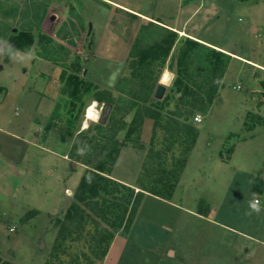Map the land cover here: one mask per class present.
Listing matches in <instances>:
<instances>
[{"label": "rangeland", "instance_id": "obj_1", "mask_svg": "<svg viewBox=\"0 0 264 264\" xmlns=\"http://www.w3.org/2000/svg\"><path fill=\"white\" fill-rule=\"evenodd\" d=\"M109 1L107 3L115 1L139 14L151 16L154 22H161L174 30L167 20V12L156 11L159 0ZM85 2L0 0V86L19 94L18 105L10 102L6 107L10 124L5 127L28 138L31 137L29 132L35 128L38 142L44 143L48 139L46 145L53 151L48 153L41 148L30 147L25 150L26 157L20 166L19 163L16 167L0 165L1 264L3 261L14 264H220L221 259L223 264H244L249 261L245 247L238 248L236 244L241 234L216 223L244 229L252 224L250 231L264 234V192L254 188L258 185L264 188V0H222L218 15L206 18L209 14L202 11L190 23L189 27H197L199 21L198 35L225 47L231 59L223 77L220 73L211 76L209 66L199 57L201 50H207L199 48V52H193V58L180 67L184 82L191 88L183 100L174 82L180 51L188 37L180 36L176 31L178 37L157 83L161 82L164 69L173 73L164 94V97H170L169 102L162 111L163 115L174 120L170 125L172 128L166 130L165 126H159L155 132L152 131L150 138L145 137L147 140L142 139V132L139 135L134 132L132 142L127 140L123 146L114 172L130 181L139 174L136 179L139 189L136 191L142 190L141 185L152 186L162 189L164 194L170 192V196L163 198L144 190L131 225L116 230L102 222L94 204L88 208L81 203L91 220L82 233L77 229L76 221L70 224L65 240L60 239L61 247L57 252L53 251L61 220L75 200V191L87 168L71 159L69 150L73 138L83 130L85 110L93 98L85 94L83 111L78 113L80 103L71 111V99L64 95L45 117L52 105L43 92H52L55 67L53 63L37 59L34 51H44L49 57L59 59L67 72L71 71V64L79 60L82 67L80 76L98 81L102 84L97 83L98 88L111 90L115 98L120 97L116 85L113 89L112 86H103L104 83L110 84L112 77H118L116 84L126 78L132 81L134 88L138 84V79L132 77L129 53H122L120 46L119 49L114 47L113 37L110 36L105 43L101 41V52H95L94 44L103 36L96 37L95 29L91 32L88 28V16H85L87 21L82 17ZM9 11L11 14L7 15ZM46 12L49 14L44 19ZM114 16L113 28L116 31L113 33L129 45L133 44L141 26L151 21L123 9ZM82 20L84 27H81ZM21 30H32L35 36L29 48H33L32 53L17 49L9 41L10 35ZM42 34L52 37L53 42L41 44L39 37ZM112 48L118 51L114 53ZM156 87L146 104L151 105L164 98L154 96ZM213 87L217 89L216 97L209 108L204 109L203 104L196 101L197 96H206ZM129 101V104L134 103L131 111L124 115V110L119 109L117 113L118 123L115 125L125 123L116 136L120 141L125 139L127 124L137 108L135 100H124L125 103ZM119 102L121 105L124 103ZM108 105L99 102V109L103 110ZM196 114L202 116L201 121L194 120ZM101 118L105 115H100L97 121H90L89 125L99 123ZM146 118L149 117H144V120ZM183 123L198 129L197 140L187 155L190 137ZM92 133L96 130L86 136L88 140ZM109 142L102 147L106 150L105 156L98 155L94 163L107 157L110 144L106 145ZM142 142L146 143L147 150L144 158L137 154H142L141 150L133 149L141 147ZM80 154L83 159L87 158L84 151ZM68 156L71 160L66 158ZM184 158L186 163L180 173L181 181L173 191L153 183L157 177L165 180L175 177ZM162 168L166 170L162 171ZM112 170L110 176L113 177ZM252 202L258 203L259 213L250 207ZM208 208L217 210V215L209 214ZM200 210L210 218L199 214ZM97 224L113 232V237L108 240L109 248L102 257L99 256L105 241H100L101 225ZM222 239L228 243H223ZM245 246L250 248L255 258L264 254L261 244ZM225 248L229 253L222 258Z\"/></svg>", "mask_w": 264, "mask_h": 264}, {"label": "trees", "instance_id": "obj_2", "mask_svg": "<svg viewBox=\"0 0 264 264\" xmlns=\"http://www.w3.org/2000/svg\"><path fill=\"white\" fill-rule=\"evenodd\" d=\"M11 11L7 12L10 15ZM159 22L161 20H158ZM178 37V33L170 28L163 26L161 23H156L154 21L148 22V24H143L136 36L133 44L129 50L130 56V67L132 70V77L138 79L137 87L131 86V80L126 78L121 80L116 84L117 90L120 91V97L115 98L113 92L109 89H99L98 85L84 77L80 76L81 65L79 60H75L71 67V71L64 69L61 74V79L63 80V85L61 88V93L70 97L71 108L73 111L76 109L78 103V113L83 111V105L85 103V94H89L94 100L99 102H106L111 105L110 114L108 119L101 121L97 124H90L86 129L79 131L73 138L72 146L69 150V155L71 159L81 162L87 166L85 169L81 180L75 191V200L70 204L69 208L65 213L64 220L60 223V232L57 237V242L53 246V251L57 252L61 247V240H65L66 236L70 232L69 225L73 222H77V229L83 231L86 224L91 220L90 214L86 212V209L82 208L81 203L88 208H92V204L97 208V214L100 215L103 223L107 224L110 228L116 230L122 226L128 227L133 222V218L138 210V206L141 203L142 197L144 196V190L148 192L167 198L170 196V192L164 194L158 187L143 186L140 188L142 190L136 191L134 187L122 183L110 176L112 167L120 153L121 148L127 143L132 142L133 133L142 132V126L144 123V117H149L154 120V132L159 126H165L166 130L172 128L170 125L174 120L167 115H163V108L169 102V96H165L162 100H156L153 104H146L149 102L150 95L153 89L158 85L159 73L163 69L167 57L172 49L174 42ZM9 41L12 45L17 48L29 49L35 41V36L32 30H21L9 36ZM53 42L51 37L42 34L39 37V42L43 44L44 42ZM199 48L207 50H201L200 59L205 61L209 66L210 75L216 76L219 73L223 77L225 70L227 69L231 56L219 49L212 48L204 45L202 42L193 39L185 38V42L180 51L178 58V70L176 72V79L174 86L178 93L181 92V100L185 98L186 95L191 91L190 84L184 82L182 70L180 67L185 66L186 61L193 58V52L198 51ZM43 56L49 57L47 52H42ZM53 58V57H52ZM55 61H60L57 58H53ZM65 67V66H64ZM73 68V72L72 69ZM156 69H159L158 71ZM156 71V72H155ZM208 77V75H207ZM195 93V92H194ZM217 89L208 90L206 96H199L197 102L203 104L202 108L207 109L212 104L214 98L216 97ZM135 100V106L137 107L132 120L127 124L128 128L125 133V139H117L118 132L123 128L124 124L115 125L118 123L116 120L118 116L119 109L124 110V115L131 111L133 104L125 103L124 100ZM119 101L124 102L123 105ZM132 103V102H131ZM140 104H143L141 107ZM179 123V122H177ZM175 126V125H174ZM186 130H188L190 147L186 151V155L189 153L193 145L195 144L198 137V129L193 125L184 124L182 125ZM126 127V126H125ZM176 127V126H175ZM183 128V129H184ZM96 130V133L91 134V138L87 139V135L92 131ZM110 130V131H108ZM185 130V129H184ZM108 143L109 152L107 157L99 162H95L98 155L105 156L106 142ZM168 147V146H167ZM84 151L86 154V159L82 158V154L77 151ZM154 163V162H152ZM186 163V158L181 161L180 172L173 178L165 180L161 177L153 179V183L166 187L173 191L175 189L180 173L183 170ZM150 168H153L150 166ZM165 171V168H162ZM152 180V178H151ZM125 205V206H123ZM60 221V220H59ZM101 224H97L100 226ZM99 235L102 244V252L99 257L106 254L109 248V242L113 237V232L109 230L108 227H103L101 225L99 229ZM61 239V240H60ZM60 240V241H59ZM3 264H14L9 261H3Z\"/></svg>", "mask_w": 264, "mask_h": 264}, {"label": "crops", "instance_id": "obj_3", "mask_svg": "<svg viewBox=\"0 0 264 264\" xmlns=\"http://www.w3.org/2000/svg\"><path fill=\"white\" fill-rule=\"evenodd\" d=\"M107 2H111V1H109V0H86V2H85L86 4L83 7V12L85 13V15L83 13L82 17L84 18L85 21H87L85 19V16H88V19L90 20V21H88V24H89L88 28L91 30V32H93V29H95L94 31H95V33H97L95 35L96 37H98L99 35L103 36L99 42H96L94 44L95 52L96 53L101 52V41L103 43H105V40L108 41V39L111 36V37H113L112 39H113L114 47L119 49V46H120L122 48V53L128 54L130 47H131V44L129 45V43H124L123 38H120L118 36V34L113 33V30L116 31L113 28L114 27L113 23L115 22V18H114L115 16L114 15H116V14L119 15V13H121V9H123L124 11H129V12H133L135 14H138V15L142 16V18L147 19V21H149V20L155 21V20L152 19L151 16H150L151 17L150 18L146 14L145 15L139 14V13L135 12L134 10H130L129 8L116 3L115 1H112L111 4H109ZM170 3H171V5H170ZM221 3H222V0H169V2H167L166 0H164L163 2L161 0H159L157 3V6H156V11L161 12V13L167 12V14L169 15L167 20L169 21L171 28H173L175 31L179 32L180 36L185 35L186 37L196 39V40H198L202 43L208 44L212 47L219 48L221 51L229 54L228 50L225 47L214 44L211 41H209L203 37H200L198 35V33H197L198 31H196V30H197L198 25L200 24L199 21H197V27L196 26L195 27H189L190 23L192 21H194V19L202 11H205V13L209 14L208 16H205L206 18H209V17L212 18L213 15H216V14L218 15L219 12L221 11V9L219 7V5ZM164 6H165V8H164ZM170 6H172V9L170 8ZM239 9H238V11H239ZM77 10H79L78 7H77ZM234 10H235V8H234ZM48 14H49V12H46V15H44L45 17H43V18L45 19ZM95 15L97 17H94ZM52 17H54V15ZM124 17L125 16H123V18ZM205 17L202 20H205ZM94 18H97L96 19L97 21L94 20ZM84 25L85 24L83 23V20H82L81 27H84ZM162 25H164V24H162ZM86 26H87V22H86ZM116 48H112L113 49L112 52L115 53L116 51H118ZM121 48H120V50H121ZM17 49L26 50V52H31L33 50V48H31V49L17 48ZM34 55H36V58L40 59L41 61H48L50 63H53V65L55 67V77H54L53 82H52V92H49L47 90H45L43 92L45 97H47V99L51 102V105H52V108L50 110H48V112L45 115V117H48L50 115L52 109L54 108L56 101L60 97L64 96L61 93V88L63 85V80L61 79V74H62V71L66 68H64L62 61H55L52 57L43 56L42 53H40V52L34 51ZM94 56L97 59V56L96 55H94ZM232 57H233V55H232ZM102 59H105V58H102ZM112 60L113 59H110V61H112ZM113 78H115V77H112V81L110 84L104 83L103 86L107 87V88L109 86H112V89H113L114 86L116 85L118 77H116L115 79H113ZM92 82L102 85L98 81H92ZM18 101H19V94L15 95V93L11 92L8 88H6L4 86H0V165L3 164L5 166H7V164H10V165H14L16 167V165L19 163L18 166H20L22 164V162H24V158L26 157L24 155L25 150L30 148V147H35L37 149L41 148L42 150H45L48 153L53 152L50 149V147L46 145L47 144L46 142H48V139H45L46 141L44 143L38 142V140H37L38 135H37L35 128H32L33 131L29 132L31 137L29 136V138H28L26 136H21L19 133H16L15 131H11L5 127L6 125L10 124L9 119H8V111L6 110V107L9 105L10 102L15 103V105H18ZM153 129H154V120L152 118H146L144 120L143 127H142V134H141L142 139L147 140L148 138H145V137H148V136L150 138ZM33 132H34V134H36L35 137H34ZM142 144L143 145L141 147H139V148L133 147V149L141 150L142 154H141V152H137V154L139 156L143 155V158H144V157H146L145 154L147 153L146 152L147 150L145 149L146 143L142 142ZM122 148H121V150H122ZM234 148H235V144H234ZM121 150H120V152H121ZM233 150H235V149H233ZM66 153H67V151H66ZM66 153H63L62 156ZM119 155H120V153H119ZM119 155H118V157H119ZM118 157H117L115 164L113 166L114 167L112 170L113 174L115 172V167H116V162L118 160ZM66 158L71 160L69 156ZM137 170L139 171V167L137 168ZM112 178H114V179H116L122 183H125L127 185H130V186L134 187L135 189L136 188L139 189L138 186L136 185L137 180L139 178V174H138V177L137 178L135 177L132 181H130L128 179H124V178L117 176L115 174ZM179 181H181V178ZM179 181L177 183L178 185H179ZM254 188L258 192H260V191L264 192V188L262 186L258 185ZM151 196H154V195H151ZM263 207H264V205H263ZM207 211L209 212V214L212 213V215H217V213H218L217 210H213L212 208H208ZM205 213L206 212H204L203 210H200V212H199V214L209 217V215H206ZM216 224L224 227V229H225V227L229 230L233 229V230H235L241 234V239L238 240L239 242L238 241L236 242L237 247L238 248L242 247V249L245 247V252L248 254L247 257L250 258V260L244 262V264H264V254L257 256V258H255L252 254V251H250V248L245 246L246 244H253V245L261 244L264 247V234L263 233H261V232L256 233V232L250 231L249 228L252 229V227H251L252 224H249V226L245 229L242 227H238V226L237 227L228 226L223 222L222 223L217 222ZM224 235H226V234L224 233ZM227 240H230V239H227ZM223 243H228V242L223 240ZM222 253H223L222 258H224V255L229 253V249H227V248L223 249ZM222 260L223 259H221L220 264H223ZM230 263H232V262H228V264H230ZM0 264H1V262H0Z\"/></svg>", "mask_w": 264, "mask_h": 264}, {"label": "bare ground", "instance_id": "obj_4", "mask_svg": "<svg viewBox=\"0 0 264 264\" xmlns=\"http://www.w3.org/2000/svg\"><path fill=\"white\" fill-rule=\"evenodd\" d=\"M167 76V80L165 77ZM173 78V73L169 69H164L160 81L163 84H170ZM102 111L99 109V101L92 100V102L86 107L85 119L82 122V129H86L89 126L90 121H97Z\"/></svg>", "mask_w": 264, "mask_h": 264}, {"label": "water", "instance_id": "obj_5", "mask_svg": "<svg viewBox=\"0 0 264 264\" xmlns=\"http://www.w3.org/2000/svg\"><path fill=\"white\" fill-rule=\"evenodd\" d=\"M165 92H166V84H163L160 82L155 89L154 96L158 99H162L164 97ZM110 108H111V106L108 105L106 108V111L104 112L105 118H101L100 122L104 121L106 119V117L108 116V112H109Z\"/></svg>", "mask_w": 264, "mask_h": 264}, {"label": "built area", "instance_id": "obj_6", "mask_svg": "<svg viewBox=\"0 0 264 264\" xmlns=\"http://www.w3.org/2000/svg\"><path fill=\"white\" fill-rule=\"evenodd\" d=\"M101 110V109H100ZM102 111V113L100 114V115H104V112L106 111V106H105V108H103V110H101ZM194 120L195 121H201L202 120V116L200 115V114H196L195 115V117H194ZM257 201V200H256ZM12 229V228H11Z\"/></svg>", "mask_w": 264, "mask_h": 264}, {"label": "clouds", "instance_id": "obj_7", "mask_svg": "<svg viewBox=\"0 0 264 264\" xmlns=\"http://www.w3.org/2000/svg\"><path fill=\"white\" fill-rule=\"evenodd\" d=\"M250 207H251L252 209H255L257 213H259V206H258V203H257V202H252V203L250 204ZM249 214H250V213H249Z\"/></svg>", "mask_w": 264, "mask_h": 264}, {"label": "snow or ice", "instance_id": "obj_8", "mask_svg": "<svg viewBox=\"0 0 264 264\" xmlns=\"http://www.w3.org/2000/svg\"><path fill=\"white\" fill-rule=\"evenodd\" d=\"M165 80H167V76L165 77Z\"/></svg>", "mask_w": 264, "mask_h": 264}]
</instances>
